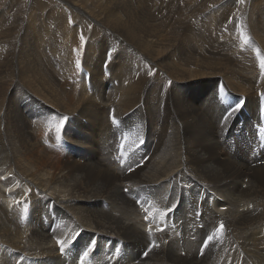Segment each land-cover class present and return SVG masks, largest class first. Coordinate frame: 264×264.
Here are the masks:
<instances>
[{
	"label": "bare ground",
	"instance_id": "bare-ground-1",
	"mask_svg": "<svg viewBox=\"0 0 264 264\" xmlns=\"http://www.w3.org/2000/svg\"><path fill=\"white\" fill-rule=\"evenodd\" d=\"M161 1L0 2V264H264V0Z\"/></svg>",
	"mask_w": 264,
	"mask_h": 264
},
{
	"label": "rangeland",
	"instance_id": "rangeland-1",
	"mask_svg": "<svg viewBox=\"0 0 264 264\" xmlns=\"http://www.w3.org/2000/svg\"><path fill=\"white\" fill-rule=\"evenodd\" d=\"M4 1H7V0H4ZM4 1H0L1 3H3ZM29 0H21V3H22V5H24L21 9L19 8V6H15L12 10H10V9H5L4 10V8H3V4L2 5H0V11H6L5 12V14H14V15H20V14H22V12H24V11H27V9L29 10V8H28V4H27V2H28ZM42 1H47V3H48V5H49V7L50 8H52L53 7V5H51L50 4V2H53L54 1V3H56L55 2V0H42ZM72 1H75L76 2V4H77V0H72ZM81 1V7H87L88 5L90 6V5H96L97 3H99V1L100 0H80ZM86 1V2H85ZM58 3H56V7H54L55 9H58V10H60V8L61 7H63L64 5L63 4H61L59 1H57ZM84 2V3H83ZM96 4H95V3ZM161 2H165V0L164 1H161ZM161 2H158V3H161ZM17 3H18V1H17ZM94 3V4H93ZM165 3H168V2H165ZM60 5V6H57V5ZM83 5V6H82ZM77 6H78V4H77ZM70 13H72V14H77L76 12V10H74L72 7H68V8H66ZM14 12V13H13ZM57 12V11H56ZM193 19H191V21H192ZM72 21H76L75 19H73ZM89 24V23H88ZM87 24V25H88ZM186 24V26H188V23L186 22L185 23ZM206 24H207V22H206ZM47 25H49V22L47 23ZM46 25V26H47ZM54 26V25H53ZM55 27V26H54ZM46 28V27H45ZM71 28H73V29H76V30H78V27H77V25L76 24H73V25H71ZM47 29V28H46ZM55 29H56V27H55ZM182 29H184V28H182ZM57 30V29H56ZM200 33V35H201V31L199 32ZM85 34V31H83V34H82V36ZM202 34H204V33H202ZM59 35L61 36V34H60V32H59ZM74 36H73V38L75 39V34H73ZM206 36V35H205ZM206 37H208V36H206ZM224 35H222L221 37H220V39H221V41L222 42H220L219 44H217L218 45V47H220V48H222V47H224V46H226L227 47V43H223V41H224ZM197 47L198 48H202V49H205V50H209L210 48H209V45L208 44H204V43H202V45H201V43H197ZM233 51H235L234 50V48L232 47L231 48ZM235 55H236V51H235ZM106 56H108V54L106 53ZM105 56V57H106ZM109 64V63H108ZM107 64V65H108ZM107 65H103L102 64V67H101V73H103V74H105V73H109V72H111L112 71V68H109ZM83 84H85V85H87L89 88H92V79H88V80H84L83 81ZM108 103V102H107ZM201 109V108H200ZM202 110V109H201ZM144 112H146L145 110H143ZM203 111V110H202ZM206 114V113H205ZM105 115H106V111H105ZM209 118V117H208ZM249 120H250V118H249ZM105 122V121H104ZM91 124L93 125V123L91 122ZM103 125H104V123H102V125H101V127L100 128H102L103 127ZM94 126H93V129L90 131V132H88L89 134H90V137H87L85 140L86 141H88L89 142V144L91 145V149H87L86 151H87V153L90 155V157H91V159L93 160V156L94 157H97V155H98V153H97V155L95 156V151H94V149H93V147L95 146L96 147V145H97V141H98V139L97 140H95V138H94ZM124 133V129L123 130H120V131H118V130H115L114 131V134H112V132H110V134L111 135H113V138L109 141V142H107L106 143V145H107V147H108V149L105 151V155H107L108 157H110V156H113V157H115L116 156V158H117V156L119 155L118 153H117V148H118V144H119V142H120V140H121V138H122V135H123V133ZM47 133L49 134V141L47 142V144L49 145V143H50V141H51V139H52V137H51V135H50V132H49V130L47 131ZM95 143H96V145H95ZM138 145H136V146H134L133 147V149L130 151V150H127V152H126V154L127 155H129V157L131 158V159H134V160H139V161H141L142 160V158L143 157H146L147 156V154H149V152H148V149H147V147H146V145L145 144H143V143H140L139 141H138V143H137ZM65 146H67V144H65L64 145V147ZM96 149H97V147H96ZM144 149V150H143ZM220 149H221V151H222V155L223 156H225V157H232V156H230L229 154H227V152L223 149V147L220 145ZM98 151V150H97ZM144 151V152H143ZM61 152H64V151H61ZM131 153V154H130ZM146 153V154H145ZM131 155V156H130ZM70 157V156H69ZM70 158H72V157H70ZM137 158V159H136ZM233 158V157H232ZM73 159V158H72ZM77 162H88V161H80V160H78ZM135 164H138L137 162H135ZM260 165H263V164H259V165H254V167L255 166H260ZM179 171H184V170H179ZM186 172V171H185ZM198 181V180H197ZM161 182V181H160ZM158 183V182H157ZM201 183V182H200ZM156 184V183H155ZM204 185V184H203ZM205 186V185H204ZM242 187H247V184L246 183H243L242 185H241ZM205 187H207V188H209L208 186H205ZM244 188V189H245ZM210 189V188H209ZM211 190V189H210ZM212 191V190H211ZM125 192V191H124ZM40 198H38L37 200H39ZM180 207V206H179ZM250 208H251V206H249L248 207V209H249V211H252V210H250ZM157 211V214H155L154 216H152L151 218H149L147 221H146V224H148V225H150V226H155V222H156V216H159L158 215V213H160V211H164V210H156ZM188 218H190V219H192L191 217H188ZM162 219V218H161ZM150 221V222H149ZM163 219H162V224H163ZM191 225H193V226H195V229H203L204 227H202V224L200 223V221H199V219L198 218H194L193 219V222H192V224ZM190 225V226H191ZM162 226V225H161ZM189 226V227H190ZM189 229V228H188ZM142 231H143V234H144V236H145V239H146V241L147 242H149V245H148V248L147 249H149V248H151V249H153L154 247H153V244L154 243H152L151 241L153 240L152 238H150V235H148L147 234V231H145L144 229H142ZM168 230H167V228L165 229V230H163V231H161V232H159L160 234L161 233H164V232H166L167 233V238L165 239V237L163 238L164 240H167V239H169L168 237H170L171 238V240H172V238H175L176 237V234H170V233H168L167 232ZM159 233H157V234H159ZM208 233V235H211L209 232H207ZM163 240V241H164ZM170 240V239H169ZM172 243V242H171ZM119 246H121L124 250H125V246H123V244L122 243H119L118 244ZM156 245V244H155ZM140 251H142V254H144L145 252H143V248L141 247V249H140Z\"/></svg>",
	"mask_w": 264,
	"mask_h": 264
},
{
	"label": "snow or ice",
	"instance_id": "snow-or-ice-1",
	"mask_svg": "<svg viewBox=\"0 0 264 264\" xmlns=\"http://www.w3.org/2000/svg\"><path fill=\"white\" fill-rule=\"evenodd\" d=\"M241 3H243V0H240ZM242 38H243V42L246 44L248 42V37L244 36L243 33L241 34ZM81 42H84V38L83 36H81ZM77 67H80V62L79 60H77ZM260 67L262 70V74H264V58H261L260 60ZM149 75H152L151 72L148 73ZM242 106V102H237L236 107L233 109V111H239L240 107ZM228 115H231V113H228ZM66 119V118H65ZM113 123H116L115 118L113 117ZM64 124L63 121H61L57 126H56V131L59 133L61 131V129L63 128ZM59 138V137H58ZM127 191V190H126ZM150 203V202H149ZM141 207L143 208V205H141ZM27 210V208L25 209ZM143 210L148 213L149 215H151V213H149V209L148 208H143ZM174 208H168L164 211H160L159 215L161 218H164L168 212L173 211ZM149 215H146L145 219L148 220L149 219ZM150 222V221H149ZM222 231H223V225L221 224L220 228H218L215 232H213L211 235H209L206 240L204 241V247H208L210 243H212L214 240H220L222 239ZM149 235H151V228H149ZM58 245H60V251L63 253L64 252V248H65V241H57ZM93 246H94V242L92 243V245H90L82 254V256L80 257V264H85V262L87 261L90 252H92L93 250ZM156 245L153 244V247H155ZM148 251H151V248H149L144 255L147 256Z\"/></svg>",
	"mask_w": 264,
	"mask_h": 264
}]
</instances>
